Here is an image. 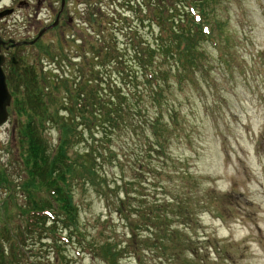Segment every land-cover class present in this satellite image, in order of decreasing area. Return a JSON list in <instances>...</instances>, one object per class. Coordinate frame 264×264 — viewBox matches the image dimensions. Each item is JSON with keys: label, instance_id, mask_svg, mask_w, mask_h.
<instances>
[{"label": "rangeland", "instance_id": "374dc122", "mask_svg": "<svg viewBox=\"0 0 264 264\" xmlns=\"http://www.w3.org/2000/svg\"><path fill=\"white\" fill-rule=\"evenodd\" d=\"M62 1L58 26L38 37L55 22ZM151 1L0 0V12L7 6L17 10L0 19V38L6 45L0 46V54L6 56L7 47L15 42L23 44L13 54L22 60L21 66L46 73L59 67L60 58L67 67L85 65L78 50L100 33V21L107 20L101 11L122 13L132 24L137 16L148 14ZM209 12L212 30L233 57L230 66L220 62L211 44L203 45L210 55L208 62H202L207 72L196 85L185 84L184 90L170 95L168 89L161 99L160 116L149 98L144 100L147 116L159 120L158 137L150 125L142 131L134 129L136 137L118 131L113 146L119 162H104L99 184L78 183L72 188L85 243L96 245L101 254H116L120 264H138V257L141 264H169V256L170 264H264V0H212ZM143 30L152 40L154 31ZM8 67L4 66L5 72ZM13 101L14 97L9 120L0 127V173L7 176V190L0 189V223L12 216V228L18 229L26 219L18 211L24 204L21 190L27 178ZM174 115L176 130L169 127ZM45 129L53 156L60 133L53 125ZM132 142L136 146L129 149ZM84 146L80 143L76 150ZM163 149L166 153L161 154ZM75 154L71 148L69 156ZM9 184L18 192V206L8 199ZM171 199L186 202L190 212L173 215L169 229V219L159 224L153 211L162 206L168 216ZM60 225L65 264H106L90 250L79 255L82 244L63 222ZM35 241L36 245H29L31 257L25 264H59L54 244L48 250L47 243L42 247L38 238ZM160 242L164 257H159ZM191 249H198V255L193 256Z\"/></svg>", "mask_w": 264, "mask_h": 264}, {"label": "trees", "instance_id": "16d2710c", "mask_svg": "<svg viewBox=\"0 0 264 264\" xmlns=\"http://www.w3.org/2000/svg\"><path fill=\"white\" fill-rule=\"evenodd\" d=\"M211 1L152 0L147 4L148 14L137 16L132 24L122 13H107L99 8L107 20L100 21V33L95 32L93 38L77 49L86 60L85 65L67 67L60 58L59 67L46 73L31 65L23 68L20 62L15 67L11 65L8 82L18 116V137L26 154L23 157L27 180L21 190L24 204L19 205L18 215L26 219L18 229L12 228V216H5L6 221L0 223V264H25L24 260L31 257L29 245H36V238L42 247L47 243L48 250V245L54 244L58 250L55 261L65 264L64 245L56 238L60 222L91 254L100 255L106 264H120L121 258L116 254H101L96 245L85 243L72 188L78 183H98V171L104 162H119L113 146L118 131L136 137L134 129L142 131L150 125L158 137L159 120L152 121L147 116L148 104L144 100L149 98L152 110L160 116L164 111L161 99L168 89L170 95L177 89L184 90L185 84L196 85L198 77L207 72L202 62H208L210 55L203 45L211 44L217 49L220 62L226 66L233 62L208 20ZM145 27L154 31L152 40L143 30ZM175 118L174 115L169 119V127L176 130ZM47 125H53L60 133L53 156L43 135ZM80 143L86 146L78 152ZM134 145L129 144V149ZM71 148L75 149V157L69 156ZM157 155L164 157L158 152ZM6 178L0 173V189L7 190ZM8 186V199L18 206L15 201L18 192ZM180 203L169 200V218L166 210H160L162 206H156L159 208L153 211L156 222L164 224L161 221L169 219L171 229L173 215L180 217L190 212L186 202ZM164 249L160 242L159 257H164ZM198 252L190 250L193 256ZM136 261L141 264L142 258Z\"/></svg>", "mask_w": 264, "mask_h": 264}, {"label": "water", "instance_id": "95a60500", "mask_svg": "<svg viewBox=\"0 0 264 264\" xmlns=\"http://www.w3.org/2000/svg\"><path fill=\"white\" fill-rule=\"evenodd\" d=\"M11 13H12L11 10L0 13V19L7 15H10ZM57 24H58V20L50 28H54L55 26H57ZM46 31L47 29L42 30L39 33L38 37H41V35H43ZM11 43H12V47H16L20 45L19 43H15V42H11ZM1 45L6 46L5 43H3L0 38V46ZM4 63H5V57L4 55L0 54V127L8 122L9 119L8 107L10 106L12 100V97L8 91L6 77L2 68Z\"/></svg>", "mask_w": 264, "mask_h": 264}, {"label": "flooded vegetation", "instance_id": "af4514ba", "mask_svg": "<svg viewBox=\"0 0 264 264\" xmlns=\"http://www.w3.org/2000/svg\"><path fill=\"white\" fill-rule=\"evenodd\" d=\"M77 1H79V0H77ZM63 4H65V3H63V1H62L61 9H60V11L58 12V14H57V16H56V19H55V22L58 20V24H59L60 16L62 15V12H63V9H64V5H63ZM10 9L13 10V13H12L11 16L15 15L16 12H17L16 8L11 7ZM55 22H54V23H55ZM54 23H53V24H54ZM53 24H51L50 26L46 27V29H48L47 31L51 30L50 27H51ZM58 24H57V26H58ZM54 28H55V27H54ZM44 29H45V28H44ZM52 29H53V28H52ZM13 50H14V49H11L10 51H13ZM10 51H9V52H10ZM6 53H8V52L6 51Z\"/></svg>", "mask_w": 264, "mask_h": 264}]
</instances>
